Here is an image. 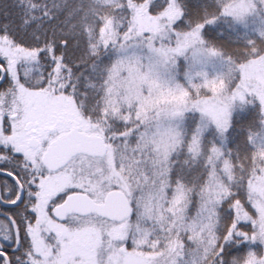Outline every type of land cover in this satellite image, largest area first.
<instances>
[{
    "label": "snow or ice",
    "instance_id": "6c2138e0",
    "mask_svg": "<svg viewBox=\"0 0 264 264\" xmlns=\"http://www.w3.org/2000/svg\"><path fill=\"white\" fill-rule=\"evenodd\" d=\"M0 264H264V0H0Z\"/></svg>",
    "mask_w": 264,
    "mask_h": 264
}]
</instances>
